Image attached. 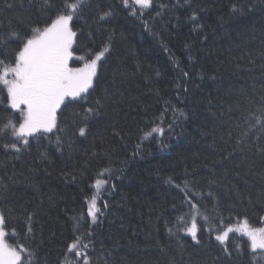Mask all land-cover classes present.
<instances>
[{"label":"trees","instance_id":"trees-1","mask_svg":"<svg viewBox=\"0 0 264 264\" xmlns=\"http://www.w3.org/2000/svg\"><path fill=\"white\" fill-rule=\"evenodd\" d=\"M64 3L0 0V60ZM72 28L73 65L108 51L51 133L5 130L22 116L0 85V211L24 264H264L247 236L216 239L264 223V0H83Z\"/></svg>","mask_w":264,"mask_h":264},{"label":"snow or ice","instance_id":"snow-or-ice-1","mask_svg":"<svg viewBox=\"0 0 264 264\" xmlns=\"http://www.w3.org/2000/svg\"><path fill=\"white\" fill-rule=\"evenodd\" d=\"M133 2L140 9L149 8L152 4V0H133ZM82 3L83 0H72V2L65 0L64 11L59 13L50 25L43 29L36 28L30 37L23 38L22 47L16 52L13 63L0 60V85L6 88L11 108L18 110L22 116V122L18 125L9 121L4 129H10V134L24 145L28 144V137L51 133L56 128L58 109L66 100L70 98L74 100L88 92L97 76L98 62L108 51L105 48L96 53L95 58L85 62L83 67H70L69 62L74 56L73 44L76 37L71 22ZM124 4L128 7V0H124ZM130 11L135 14V8H131ZM12 35L17 40L21 39L16 33ZM89 111L91 112L92 109ZM80 131L83 134L84 129ZM152 131L161 130L152 129ZM147 135L151 133H146ZM5 147L20 151L17 143ZM104 183L107 181L97 179V189ZM87 211L95 221L100 211L95 196L89 202ZM197 230V224L193 220L191 227L187 229L193 239L196 238ZM234 231L241 232L249 238L253 252L264 251V227H253L245 218L236 226H225V230L217 235L216 239L224 242ZM12 235H16L14 229ZM7 236H9L7 220L4 214L0 213V264H24L22 253L27 252L28 249L22 244L18 247L10 245L6 240ZM87 247L88 245L78 237L70 244L68 251L81 256L84 255L83 249ZM27 264H30V261ZM84 264H88V261L85 260Z\"/></svg>","mask_w":264,"mask_h":264},{"label":"rangeland","instance_id":"rangeland-1","mask_svg":"<svg viewBox=\"0 0 264 264\" xmlns=\"http://www.w3.org/2000/svg\"><path fill=\"white\" fill-rule=\"evenodd\" d=\"M151 5H152V4H151ZM146 9H147V8H146ZM71 27H72V22H71ZM42 29H43V28H42ZM72 30H73V28H72ZM73 31H74V30H73ZM74 32H75V31H74ZM73 46H74V44H73ZM106 53H107V52H105V55H106ZM105 55H104V57H105ZM75 57H77V56L74 55V56H73V59H75ZM104 57H103V58H104ZM94 58H95V56H94ZM94 58H92V59H94ZM103 58H102V59H103ZM73 59L69 62V63H70V67H74V68H77V67H83V65H84L85 62H83V64H81V65H73V64H72ZM102 59H101V60H102ZM86 62H87V61H86ZM99 63H100V61L98 62V68H99ZM97 72H98V70H97ZM94 80H95V78H94ZM94 80H93V83H94ZM92 85H93V84H92ZM90 88H91V87H90ZM90 88H89V89H90ZM89 89H88V90H89ZM77 98H78V97H77ZM9 105H10V101H9ZM62 105H63V104H62ZM62 105H61V106H62ZM10 107H11V106H10ZM60 108H61V107H60ZM15 110H16V109H15ZM58 111H59V109H58ZM58 111H57V113H58ZM56 125H57V122H56ZM54 129H55V128H54ZM54 129H53V130H54ZM91 200H92V199H91ZM91 200H89V202H90ZM89 202H88V203H89ZM0 213H1V211H0ZM97 219H98V214H97ZM97 219H96L95 221H93V222H96ZM243 220H244V219L240 220L238 223H235V224H233L232 226H236V225L240 224ZM249 224H250V223H249ZM250 225H251V224H250ZM251 226H252V225H251ZM253 227H264V223L261 224V225H259V226H253ZM189 228H190V227H189ZM187 229H188V228H187ZM187 229H185V233H186V234H189V235L191 236V234L187 231ZM234 232H235V231H234ZM238 233H241V232H238ZM219 234H221V233H219ZM219 234H218V235H219ZM241 234H243V233H241ZM229 235H230V234H229ZM243 235H245V234H243ZM245 236H246V235H245ZM197 239H198V237H197V235H196L195 240H197ZM6 240L8 241L7 237H6ZM224 242H225V241H224ZM8 243H9V241H8ZM9 244H10V243H9ZM10 245H11V244H10ZM12 246H13V245H12ZM14 247H15V246H14Z\"/></svg>","mask_w":264,"mask_h":264}]
</instances>
